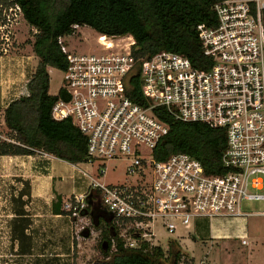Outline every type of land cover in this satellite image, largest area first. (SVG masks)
Segmentation results:
<instances>
[{
	"label": "built area",
	"instance_id": "built-area-1",
	"mask_svg": "<svg viewBox=\"0 0 264 264\" xmlns=\"http://www.w3.org/2000/svg\"><path fill=\"white\" fill-rule=\"evenodd\" d=\"M213 9L217 23L197 27L211 65L198 69L184 55L158 52L140 65L142 102L129 96L137 72L132 36L97 34L95 48L86 49L84 37L80 46L71 43L83 29L75 25L72 35L58 39L67 68L60 71L62 84L55 96L64 92L68 99L55 103L52 117L71 120L88 141L86 162L75 165L86 180V191L64 202L63 210L78 218L95 194L126 249L148 243L165 250L160 232L171 240L193 241L197 224L204 220L264 217V0H224ZM23 18L15 0L0 5V58H10L16 51L17 27ZM28 82L26 77L19 98L29 96ZM8 106L0 109V148L30 149L8 128ZM158 108L176 120L224 130L222 162L228 172L208 175L188 153L156 160L154 149L170 131L155 114ZM116 161L126 163L123 180L107 183L108 164ZM9 177L0 173V264H27L9 226L16 218L8 208L9 190H3ZM244 201L263 203V208L243 211ZM111 243L114 249L117 241Z\"/></svg>",
	"mask_w": 264,
	"mask_h": 264
},
{
	"label": "trees",
	"instance_id": "trees-1",
	"mask_svg": "<svg viewBox=\"0 0 264 264\" xmlns=\"http://www.w3.org/2000/svg\"><path fill=\"white\" fill-rule=\"evenodd\" d=\"M224 0H15L24 20L37 30L32 34V49L38 65L27 84L28 97L12 101L5 110L9 129L17 139L30 149L3 146L0 155L34 156L35 151L54 156L77 165L87 160V138L71 120L56 121L52 117L55 103L68 99L64 92L50 95L49 68L64 71L66 55L61 51L58 39L73 34V26L88 27L107 37L132 36L135 46L132 54L137 72L130 82L129 96L142 102L140 91V65L160 51H168L188 57L198 69L208 68L211 61L205 56L197 27L200 24L214 26L217 17L213 7ZM7 0H0V5ZM155 114L170 127L154 149L156 160H165L178 153H188L196 158L208 175L228 172L222 158L227 146V135L222 129H213L199 122L176 120L166 109L158 108ZM30 195L26 183L19 198L15 214L24 216L26 200ZM90 207L82 216H90L95 222L106 223L103 232L102 255L93 264H194L182 251L176 240H170L168 249L151 247L144 243L140 249H126L117 229L111 225V215L95 194L88 198ZM97 203L98 210L93 209ZM63 213H67L62 211ZM69 214V213H68ZM24 226L14 225V236L24 237ZM117 244L112 249L111 240Z\"/></svg>",
	"mask_w": 264,
	"mask_h": 264
},
{
	"label": "crops",
	"instance_id": "crops-1",
	"mask_svg": "<svg viewBox=\"0 0 264 264\" xmlns=\"http://www.w3.org/2000/svg\"><path fill=\"white\" fill-rule=\"evenodd\" d=\"M32 34H34L32 28L24 18L21 19L17 31L18 45L16 51L10 58H0V100L5 105L19 99L24 91L25 78L30 80L38 65V58L33 52L32 44L29 43L33 41ZM27 35L29 37L25 38V41L21 39ZM23 46H26L24 50ZM36 59L37 63L35 64ZM23 62L24 67L22 66ZM25 88L27 89L26 86ZM14 157H19L22 160H15ZM4 158L9 159V164L17 163L19 165L16 169H11L10 172L7 170L8 165L4 163L3 167H5L6 172L15 179L22 178V181L28 183L30 187V195L23 197L27 201L26 214L21 217L16 215L15 218L17 225L26 226L29 224L20 241V249L24 252L21 254L24 257H30L27 252L31 254V258L35 260H29L31 261L29 264H46L50 257L54 258L52 263L64 264L67 238L74 241L72 233L75 218L62 212L64 211L63 204L73 196L84 193L87 184L80 182L81 175L77 172L75 165L51 155L40 156L36 154L34 156H7ZM201 222L203 221L198 224ZM77 230L76 234H78ZM246 232L242 229L238 236L247 238L246 246L248 249L242 252H234L232 248L236 243L230 240L229 234L222 233L220 235V232L212 234L211 226L209 231L200 232L198 230L196 236H204L211 242V246L205 255L206 262L202 263L264 264V231L254 229L251 231L252 234L248 230ZM214 245L219 246L220 249H213Z\"/></svg>",
	"mask_w": 264,
	"mask_h": 264
},
{
	"label": "rangeland",
	"instance_id": "rangeland-1",
	"mask_svg": "<svg viewBox=\"0 0 264 264\" xmlns=\"http://www.w3.org/2000/svg\"><path fill=\"white\" fill-rule=\"evenodd\" d=\"M18 31V27H17ZM80 35L76 36V39H72L71 43H77L80 39V37H84L85 39V45L86 49L93 47L95 48L96 42H97V33H95L92 29L85 27L81 30ZM29 36L21 37L22 40L25 38L27 39ZM25 39V40H26ZM24 40V41H25ZM83 40L81 39L79 44L77 46H80L82 44ZM31 43V42H29ZM27 43V45L29 44ZM30 45V44H29ZM26 46H23V50ZM80 48V47H78ZM25 54V53H23ZM21 58V57H20ZM37 63V59L35 60V64ZM50 95L55 96L57 95L61 84V72L57 69L51 68L50 72ZM4 106V103L0 100V109ZM15 160L21 161L19 157H14ZM25 160V159H24ZM6 161V162H5ZM8 158H0V173H5L6 170L3 169L4 163L8 165L7 170L11 172V169H16L19 165L17 163L9 164ZM109 171L106 176V182L107 183H119L122 182L123 177L125 175V169H126V163L121 161L116 162H110L108 164ZM115 169V171H113ZM10 175V174H9ZM80 176V175H79ZM10 180L8 181V186L3 187V190H9L10 199H9V205L8 208L10 211H12L15 214V209L18 207V204L16 203V199L19 198V195L21 191L24 189L26 182L22 181L21 179H15L13 176L10 175ZM81 183L86 184V180L81 176L80 179ZM80 185V184H79ZM23 201H25L23 199ZM98 204L95 203L92 207V210H98ZM263 208V203L260 202H253V201H244L241 204V209L246 212H258L261 211ZM16 215V214H15ZM111 219V218H110ZM7 220V219H4ZM11 221L9 226L12 228V235L13 240L17 241L19 244V254H24V252L20 249L21 239L22 237L20 235L14 236V225L17 223L16 219L14 218ZM22 220V219H18ZM29 220V219H26ZM74 231L72 233L74 237V241H71L67 238L66 244H65V262L64 264H93L96 259H98L102 255V249H101V243L103 240V232L108 229L109 227L106 225V223H100L95 222L94 219L90 216H80L78 218L74 219ZM107 223H111L107 221ZM21 225V224H19ZM29 226V224H27ZM24 226V228H28V226ZM112 225V224H111ZM211 226L212 234L213 233H219L220 235L222 233H227L230 235V240L236 245L232 248L234 252H242L243 250L248 249L246 245L242 246L243 240L248 241L246 237L242 238L241 236H238V233L244 229L245 232L248 230L249 233L253 231L254 229L257 231H264V217H251V218H219L217 221H213L212 223L209 220H204L200 224H198V230L200 232L209 231ZM78 228V230H77ZM76 230L78 231V234H76ZM251 230V231H249ZM247 233V232H246ZM252 234V233H251ZM72 238V236H71ZM158 239L160 241V245H162L165 250L168 248V243L171 240V238L164 232H160L158 234ZM193 241H187L182 240L181 242L177 241L184 254L190 259L194 261V264H199L200 262H206L205 255L208 252L210 241L209 239H205L204 236L198 235L192 238ZM193 242V243H192ZM207 242V243H206ZM208 245V247H207ZM238 245L240 246L238 248ZM183 247V248H182ZM215 250H219L220 247L217 245H214ZM51 253V252H50ZM21 254V255H22ZM28 260H35L34 258H31V254L27 252ZM46 264H54L52 263V259ZM31 261H28L27 264L31 263ZM185 264V263H182Z\"/></svg>",
	"mask_w": 264,
	"mask_h": 264
}]
</instances>
